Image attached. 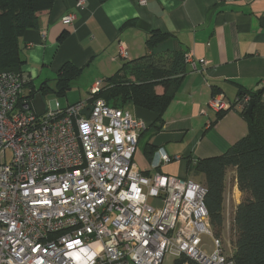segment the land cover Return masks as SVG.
Here are the masks:
<instances>
[{
  "label": "built area",
  "instance_id": "2783aa9c",
  "mask_svg": "<svg viewBox=\"0 0 264 264\" xmlns=\"http://www.w3.org/2000/svg\"><path fill=\"white\" fill-rule=\"evenodd\" d=\"M118 58L129 59L124 45ZM187 63L195 68L190 52ZM102 86L39 115L29 110L22 71L0 70V264H163L166 254L235 264L213 234L206 185L144 172L134 154L147 125L97 97ZM250 98L231 104L218 95L210 106L246 109ZM178 158L163 153L160 162Z\"/></svg>",
  "mask_w": 264,
  "mask_h": 264
},
{
  "label": "crops",
  "instance_id": "0c3cea01",
  "mask_svg": "<svg viewBox=\"0 0 264 264\" xmlns=\"http://www.w3.org/2000/svg\"><path fill=\"white\" fill-rule=\"evenodd\" d=\"M71 13L75 19L65 23L63 18ZM126 22L131 23L122 28ZM155 29L172 34L192 54L195 68L188 64L162 124L151 111L133 105L125 109L147 125L137 145L149 161L143 171L186 177L189 160L220 156L249 131L243 109L217 111L210 101L224 95L234 104L241 87L253 92L264 89V0H148L146 5L138 0H85L82 6L78 0H55L52 8L40 12L38 27L27 29L22 38L25 94L47 81L55 87L49 73L57 76L71 62L81 68L80 78L88 79L85 85L77 84L86 92L71 104L87 100L98 80L121 67L120 46L127 48L130 60L138 58L148 52L146 36ZM261 99L264 102V91ZM163 153L179 156L172 159L176 167L172 161L160 162ZM231 169L238 188L236 170L230 167L227 174ZM168 255L173 257L166 254L163 264H174L177 258Z\"/></svg>",
  "mask_w": 264,
  "mask_h": 264
},
{
  "label": "trees",
  "instance_id": "16d2710c",
  "mask_svg": "<svg viewBox=\"0 0 264 264\" xmlns=\"http://www.w3.org/2000/svg\"><path fill=\"white\" fill-rule=\"evenodd\" d=\"M105 2L107 0H99ZM55 0H0V70L22 71L26 59L22 54V38L27 29L37 28L39 14L53 7ZM131 22H126V28ZM169 32L160 29L146 36L148 52L138 58L124 59L118 71L102 80L97 94L113 106H137L157 115L164 122L175 94L188 72L187 54L181 43ZM81 68L66 62L57 72L55 87L47 81L31 88L30 98L37 93L55 91L65 95L81 76ZM249 95L255 99L252 116L246 109L242 115L248 122L247 135L237 140L224 154L212 158L189 160V171L204 175L205 198L213 234L222 239L225 227V189L228 168L236 170L237 187L243 195L232 218L235 264H264V102L258 92L240 88L238 98ZM224 113H220V118ZM155 125V124H154ZM198 264L188 257L174 264Z\"/></svg>",
  "mask_w": 264,
  "mask_h": 264
},
{
  "label": "rangeland",
  "instance_id": "374dc122",
  "mask_svg": "<svg viewBox=\"0 0 264 264\" xmlns=\"http://www.w3.org/2000/svg\"><path fill=\"white\" fill-rule=\"evenodd\" d=\"M47 73L48 72H45V74H47ZM49 74H50V77L52 79H54L56 77L55 73H49ZM42 79H44L43 76H42ZM42 79L39 78L36 81V84L38 86H39ZM87 80L88 79L86 78V76L81 77L78 81H75L73 83V86H76V87H73L71 90H68L67 93L63 96L59 95L58 93H56L55 91H52V90L47 91L44 94V100L46 102L47 108L48 109L51 108V104L55 100H59L60 103L64 107V106H67L68 104H71L76 99H79L80 95H83L84 92H86V90L83 89L84 91H81V87H78L77 84L85 85ZM11 154H12V151L9 150L8 151V158H11ZM134 161L137 164H139V166L142 168V170L149 163L145 154H143L141 148L136 149V152L134 154ZM172 167H176L175 160L172 161ZM187 175L188 176H186V178H191L195 181L202 182V183L205 182L203 174L196 175V174H193L192 172H190ZM234 176H235V174H234L233 169L229 170L228 174H227V181H226L227 185H226V189H225L224 213H225L226 219L227 220L229 219L230 223H227V225L224 227L225 229L223 230V233L221 235L224 251L228 255H230L232 248H233V241H232L233 240V231H232V223H231L232 217H233L232 216L233 210H234L236 203L240 202L243 198V195L240 192V190L235 187V177ZM202 240H203V244H204L203 248H205L207 251H209V253H212L214 251V244H213V239H212L211 235L204 234L202 236ZM168 256H167L166 262H168ZM169 257L173 258L174 256L173 257L169 256ZM165 264H169V263H165Z\"/></svg>",
  "mask_w": 264,
  "mask_h": 264
},
{
  "label": "water",
  "instance_id": "95a60500",
  "mask_svg": "<svg viewBox=\"0 0 264 264\" xmlns=\"http://www.w3.org/2000/svg\"><path fill=\"white\" fill-rule=\"evenodd\" d=\"M41 87V86H40ZM264 91V89H259L258 93L262 94ZM29 110H35L39 115H42L45 111H46V102L44 100V97L42 96V94L39 92L37 93L29 102ZM255 105V99L254 98H250V103L246 109V112L248 113V115L252 116V112H253V107ZM91 105H89L85 110L84 113L86 115H89L90 110H91Z\"/></svg>",
  "mask_w": 264,
  "mask_h": 264
}]
</instances>
